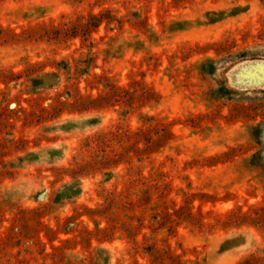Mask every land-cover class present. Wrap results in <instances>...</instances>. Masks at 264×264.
Listing matches in <instances>:
<instances>
[{
    "label": "rangeland",
    "instance_id": "rangeland-1",
    "mask_svg": "<svg viewBox=\"0 0 264 264\" xmlns=\"http://www.w3.org/2000/svg\"><path fill=\"white\" fill-rule=\"evenodd\" d=\"M0 264H264V0H0Z\"/></svg>",
    "mask_w": 264,
    "mask_h": 264
},
{
    "label": "crops",
    "instance_id": "crops-1",
    "mask_svg": "<svg viewBox=\"0 0 264 264\" xmlns=\"http://www.w3.org/2000/svg\"><path fill=\"white\" fill-rule=\"evenodd\" d=\"M234 68H235V67H233L230 71H232ZM230 71H229V72H230ZM231 86H232V87L241 88V89H247V90H248V89H253V88H261V86H254V85H253V86H246V87H239V86H236V85L232 84Z\"/></svg>",
    "mask_w": 264,
    "mask_h": 264
}]
</instances>
